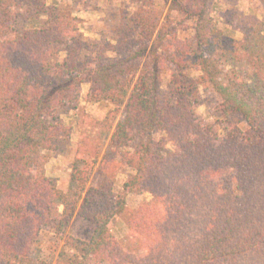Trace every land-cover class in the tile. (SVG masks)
<instances>
[{
    "label": "trees",
    "instance_id": "1",
    "mask_svg": "<svg viewBox=\"0 0 264 264\" xmlns=\"http://www.w3.org/2000/svg\"><path fill=\"white\" fill-rule=\"evenodd\" d=\"M130 1L100 42L62 1L0 0V264H18L45 226L59 232L74 214L91 236L67 235L53 264H264V21L240 13L227 32L212 8L232 0ZM166 4L192 20L190 37L162 18ZM83 81L94 102L124 108L98 165L101 145L80 139L61 191L44 159L70 138L64 116ZM201 86L218 98L222 133L196 112ZM94 167L101 179L88 185ZM143 191L152 199L127 209ZM126 211L135 252L112 229Z\"/></svg>",
    "mask_w": 264,
    "mask_h": 264
},
{
    "label": "rangeland",
    "instance_id": "2",
    "mask_svg": "<svg viewBox=\"0 0 264 264\" xmlns=\"http://www.w3.org/2000/svg\"><path fill=\"white\" fill-rule=\"evenodd\" d=\"M56 0H47L53 3ZM62 1L68 9L72 11L73 16L77 18L79 31L93 41H107L113 36L111 27L118 20L119 6H131L130 0H58ZM220 2V1H218ZM162 3L159 7H162ZM162 18L167 14L172 20V25L176 28L177 36L184 39L192 34L193 22L191 19L185 18L179 12L170 10L165 5L162 8ZM240 13H246L256 16L259 20L264 21V0H232L230 3L215 4L212 8V14L219 26L230 32L234 27L238 28ZM170 20V22H171ZM234 36L239 39L243 33L240 29L234 30ZM142 61V60H141ZM194 77H198V72L192 73ZM163 86H166L170 71L164 72ZM90 83L83 81L81 84L80 96L74 108L70 109L64 116L67 125L71 128V136L67 139V143L62 148L49 151L45 154L44 171L49 177L57 181L58 189L66 191L69 184V175L72 166L75 163L77 155V145L82 137L95 138L94 142L99 143L100 156L94 165H98L102 154L106 150L107 143L110 138L116 122L121 119L124 104H113L110 102H94L90 98ZM200 103L196 112L198 115L206 119L208 122H214L219 129V133L224 131L225 125H222L221 119L215 115V106L218 98L210 90L203 86L200 87ZM234 121L239 124L242 129L247 128L246 122L240 116H235ZM169 148L173 146L169 144ZM85 159L91 163L94 159L91 156L83 155ZM94 167L89 177L88 185H97L100 182L101 175ZM132 170L129 167L118 168L113 178L114 187L117 191H121V185L127 175ZM152 196L149 192L128 193L126 196L127 209L132 210L140 203L149 201ZM63 206L57 205V214L60 215ZM129 212L118 216L112 223V229L116 237L131 251L139 249L134 239L130 236L126 226ZM58 217V216H57ZM65 228V229H64ZM59 232H53L49 226H45L35 243L31 248L29 256L24 257L18 264H53L59 253L68 251L70 248L65 245L67 235H73L82 239H88L93 230V224L76 214H74L69 223ZM135 252V251H134Z\"/></svg>",
    "mask_w": 264,
    "mask_h": 264
}]
</instances>
